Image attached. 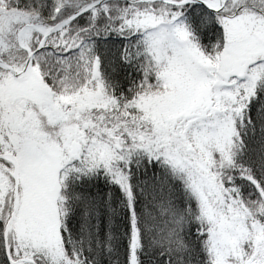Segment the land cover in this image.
I'll list each match as a JSON object with an SVG mask.
<instances>
[{"label":"snow or ice","instance_id":"1","mask_svg":"<svg viewBox=\"0 0 264 264\" xmlns=\"http://www.w3.org/2000/svg\"><path fill=\"white\" fill-rule=\"evenodd\" d=\"M0 264H264V0H0Z\"/></svg>","mask_w":264,"mask_h":264}]
</instances>
